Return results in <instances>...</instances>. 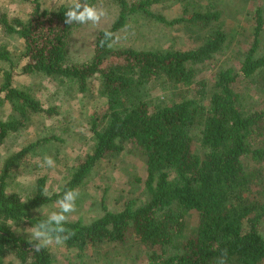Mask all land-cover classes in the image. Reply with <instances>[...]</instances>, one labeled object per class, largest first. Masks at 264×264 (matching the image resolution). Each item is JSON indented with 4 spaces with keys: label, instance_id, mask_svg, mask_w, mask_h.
<instances>
[{
    "label": "trees",
    "instance_id": "obj_1",
    "mask_svg": "<svg viewBox=\"0 0 264 264\" xmlns=\"http://www.w3.org/2000/svg\"><path fill=\"white\" fill-rule=\"evenodd\" d=\"M99 1L45 8L41 0H21L29 7L24 16L0 9V107L7 105L11 111L0 118V148L38 118L54 122L59 117L57 107L39 100L34 85L17 86L18 76L48 77L79 86L82 92L93 88L106 100L89 124L90 151L69 166L59 192L48 189V196L43 194L48 188L43 170L32 183L30 197L7 186L18 169L28 165L36 169L44 161L42 148L49 141L64 142L62 135L43 138L4 159L0 264H55L50 248L35 251L19 227L31 229L45 218L36 214L38 209L59 206L57 200L66 190L77 192L100 162L118 157L126 148L143 157L147 198L137 206L129 202L119 212L104 207L105 214L90 224L67 221L72 235L62 245L74 257L83 259L106 247L118 253L138 247L145 255L140 264H218L224 253L226 264H264L263 10L254 8L253 39L239 69L217 67L208 92L201 68L215 65L216 55L235 39L219 22V10L188 14L185 9L183 18L167 22L152 11L159 0H115L120 14L113 27L99 32L92 58L75 63L70 52L73 36L87 23L68 24L64 13L75 4L96 7ZM139 14L167 26L196 29L203 34L201 45L186 51L115 46L116 31ZM10 36L20 38L19 47L11 46ZM162 78L178 88L181 100L152 107L148 88ZM240 83L255 89L261 108L245 105ZM33 155L39 157L32 161Z\"/></svg>",
    "mask_w": 264,
    "mask_h": 264
},
{
    "label": "rangeland",
    "instance_id": "obj_2",
    "mask_svg": "<svg viewBox=\"0 0 264 264\" xmlns=\"http://www.w3.org/2000/svg\"><path fill=\"white\" fill-rule=\"evenodd\" d=\"M77 0H41L45 8H51L56 4H70ZM130 2L133 0H129ZM152 11L163 17L167 22L183 18L185 9L188 14L194 12H208L219 10L224 27L234 35V44L216 55L215 65L203 66L200 78L208 80L207 90L211 91L214 84V76L217 67L234 68L237 71L244 58V53L252 43L255 21L253 18L254 8H261L264 12V0H159ZM29 7L21 4V0H0V9L7 10L10 16H24ZM98 10L105 13L98 23L88 22L78 33L73 36L72 49L70 50L75 63L87 61L92 58L95 49V41L99 32L111 29L120 14V8L115 0H100L96 5ZM200 31L191 29L185 24L167 26L152 18L139 14L131 16L126 25L116 31L113 40L115 46H128L134 49L146 51H159L175 48L186 51L201 45ZM12 47L21 44L18 36L8 37ZM262 49L264 52V32L262 36ZM16 59V58H14ZM8 68V66H7ZM17 86H35V93L45 106L58 108L59 117L54 122L38 118L35 123L30 124L20 136L9 137L2 148H0V171L3 169V161L12 152L34 144L43 138H50L58 134L64 140L62 143L50 142L44 146L40 155L50 156L55 161V167L49 168L44 161L36 166L28 165V168H20L8 184V190L21 194L24 198L32 194V183H34L45 171L48 176V189L51 192L60 191L65 184L69 173V166L78 158H84L92 146V135L89 124L92 116L98 115L105 107L106 100L97 94L95 89L88 88L85 92L80 91L76 85L63 84L60 80H52L48 77H25L18 76L15 79ZM180 88V87H179ZM241 97L245 105H252L259 109L258 98L254 88L247 83L239 85ZM148 99L152 107L160 104H169L182 95L178 88H174L166 79H160L153 86H149ZM184 89V87H183ZM192 97V93L187 95ZM253 103V104H252ZM10 107H0V118H7ZM96 117V116H95ZM199 148V142L196 145ZM36 156V157H33ZM31 160L35 161L38 155H33ZM34 166L36 165L33 162ZM31 174V175H30ZM145 169L142 155L139 152L130 151L128 148L114 159H107L99 163L93 174L85 181L83 186L77 190L78 197L75 202V211L68 214L70 222L80 221L90 224L105 214L104 207L111 212H119L126 204L133 202L137 205L144 201L146 191L144 187ZM42 209V208H41ZM45 212L58 211L59 206L50 205L44 207ZM42 215L41 211H36ZM197 218L193 217L192 228L196 226ZM261 229L264 230V222ZM19 233L24 232L27 239L30 237L31 229L20 226ZM131 246H134L131 244ZM47 247L50 248L56 261L55 264H140L144 262L145 255L138 247L126 253H118V249L106 247L105 250L96 254L88 253L89 256L79 259L74 257L65 246L54 242ZM92 252V251H90ZM74 257V258H73ZM73 258L72 260H70Z\"/></svg>",
    "mask_w": 264,
    "mask_h": 264
},
{
    "label": "clouds",
    "instance_id": "obj_3",
    "mask_svg": "<svg viewBox=\"0 0 264 264\" xmlns=\"http://www.w3.org/2000/svg\"><path fill=\"white\" fill-rule=\"evenodd\" d=\"M64 15L68 24L73 22L84 24L88 22L98 23L105 13L91 5L82 7L80 4H75ZM105 36L110 38L111 33H106ZM44 164L49 168L55 167V161L50 156L44 158ZM43 194L48 196V188L46 186L43 188ZM78 195V192L74 190H66L57 200L58 211L46 213L44 207L38 209L45 218L31 227V232H29V243L35 251L39 252L53 242L57 245H62L70 239L72 233L65 227V224L68 220V214L75 211V202ZM218 264H226V253L221 255Z\"/></svg>",
    "mask_w": 264,
    "mask_h": 264
}]
</instances>
